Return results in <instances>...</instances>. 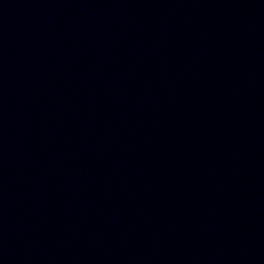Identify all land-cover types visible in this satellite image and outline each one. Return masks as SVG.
<instances>
[{
  "label": "water",
  "instance_id": "1",
  "mask_svg": "<svg viewBox=\"0 0 264 264\" xmlns=\"http://www.w3.org/2000/svg\"><path fill=\"white\" fill-rule=\"evenodd\" d=\"M0 264H264V0H0Z\"/></svg>",
  "mask_w": 264,
  "mask_h": 264
}]
</instances>
